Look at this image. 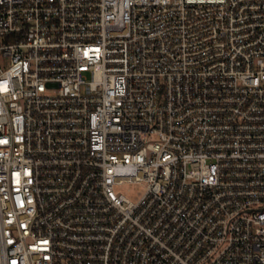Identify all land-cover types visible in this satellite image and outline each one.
Segmentation results:
<instances>
[{"label":"built area","instance_id":"built-area-1","mask_svg":"<svg viewBox=\"0 0 264 264\" xmlns=\"http://www.w3.org/2000/svg\"><path fill=\"white\" fill-rule=\"evenodd\" d=\"M0 264H264V0H0Z\"/></svg>","mask_w":264,"mask_h":264},{"label":"rangeland","instance_id":"rangeland-1","mask_svg":"<svg viewBox=\"0 0 264 264\" xmlns=\"http://www.w3.org/2000/svg\"><path fill=\"white\" fill-rule=\"evenodd\" d=\"M116 191L127 195L134 201H137L145 191V184L143 182L123 183L116 186Z\"/></svg>","mask_w":264,"mask_h":264}]
</instances>
